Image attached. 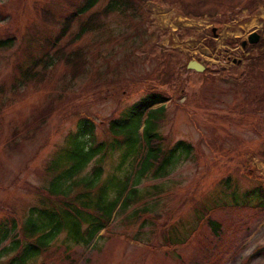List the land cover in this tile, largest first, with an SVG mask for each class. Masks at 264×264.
<instances>
[{
	"label": "rangeland",
	"instance_id": "rangeland-1",
	"mask_svg": "<svg viewBox=\"0 0 264 264\" xmlns=\"http://www.w3.org/2000/svg\"><path fill=\"white\" fill-rule=\"evenodd\" d=\"M79 1L0 0V38L12 37L0 50V218H22L38 206L35 188L48 184L45 166L78 118L93 120L94 141H108V120L149 82L167 99L143 109L141 119L157 120L164 149L178 140L190 149L175 152L174 160L181 158L166 175L139 177L133 201L117 209L88 245L71 244L61 232L26 264H264V200L244 193L264 183V80H242V64L224 56H234L237 47L230 46L247 31L264 28V4L249 11L240 0L231 13L222 5L215 15L196 18L175 4L143 0L140 18L112 11L73 44L65 45L68 36L60 39L85 61L74 79L58 60L22 80L18 68L41 56L43 40L54 36L68 4ZM69 30H76V21ZM165 50L178 59L172 66L177 77L157 86ZM188 60L203 69L186 67ZM136 76L143 79L124 82ZM119 151L92 159L81 174L97 163L101 180L113 176L129 189L136 165H120ZM210 208L208 216L219 225L215 234L202 221Z\"/></svg>",
	"mask_w": 264,
	"mask_h": 264
},
{
	"label": "trees",
	"instance_id": "trees-1",
	"mask_svg": "<svg viewBox=\"0 0 264 264\" xmlns=\"http://www.w3.org/2000/svg\"><path fill=\"white\" fill-rule=\"evenodd\" d=\"M97 1L80 0L68 4L70 12L57 23L54 36L43 40L41 56L32 58L26 67L18 68L22 80L32 79L39 69L43 72L58 60H62L64 66L68 67L69 78L74 79L85 61L81 60L79 51H66L65 45H71L84 33L99 28L100 15L106 16L112 11H117L124 17L140 18L142 12L143 0H107L97 12L90 11ZM159 1L175 4L182 14L196 18L206 14L215 15V7L222 5L231 13L241 2L240 0ZM245 1L249 11L254 9L256 3L264 4V0ZM80 15L83 19L78 21L77 17ZM73 21H76V30L69 32ZM64 36H68L65 45L64 42L59 43ZM261 40L259 43H254V47L249 48L244 56L239 75L243 76L242 80L247 81L248 78L264 80V39ZM11 41L12 37L0 38V50L8 48ZM161 55L163 70L155 77L157 86L167 84L177 77L173 67L178 59L167 50ZM37 66L39 69H36ZM140 76L138 78L136 76V80L133 78L123 80L132 83L143 79ZM108 81L118 85L115 79ZM153 85L151 82L147 83L145 93L127 105L119 116L108 120L106 127L108 141H94L92 136L94 122L91 118L81 116L77 119L74 131L67 134L62 147L45 166V173L50 176L48 184L44 188L38 186L35 188L41 196L38 206H29L25 216L19 217L20 219L11 214L0 218V264H26L30 258L46 250L50 242L61 232L64 233L65 240L71 244L88 245L97 236L99 230L105 229L117 209L120 210L133 201L136 193L134 185L139 177L148 172L152 177L164 176L181 158L174 160L175 152L178 150H184L185 154L189 152V144L180 140L175 141L170 148L164 149L163 136L155 129L157 120L150 116L141 119L143 109L165 102L167 99V94L158 91L156 85ZM259 98L264 100V87ZM116 148L120 149L118 162L120 165L125 162L136 165L132 186L129 189L125 187L124 182L121 183L113 176L101 180V167L97 163L91 166L89 172L81 174L89 161L92 159L98 161L106 152ZM125 191L127 194H124ZM244 193L245 195L253 193L259 197L260 202H263L264 183L258 182ZM233 205L241 206L237 202H233L230 206L234 207ZM213 209L203 211L207 213L202 214V221L211 234L219 230L218 223L208 216ZM134 212L135 210L132 213ZM166 240L167 237L164 242Z\"/></svg>",
	"mask_w": 264,
	"mask_h": 264
},
{
	"label": "water",
	"instance_id": "water-1",
	"mask_svg": "<svg viewBox=\"0 0 264 264\" xmlns=\"http://www.w3.org/2000/svg\"><path fill=\"white\" fill-rule=\"evenodd\" d=\"M211 31L213 32V28H211ZM257 37H258L257 31L251 30L248 32L247 36L241 40V44L244 45L245 41L255 42ZM186 67L191 68L192 70H196V71L203 69V66L199 62L194 61V60L187 61Z\"/></svg>",
	"mask_w": 264,
	"mask_h": 264
},
{
	"label": "flooded vegetation",
	"instance_id": "flooded-vegetation-1",
	"mask_svg": "<svg viewBox=\"0 0 264 264\" xmlns=\"http://www.w3.org/2000/svg\"><path fill=\"white\" fill-rule=\"evenodd\" d=\"M257 31H258V37H257L256 41L254 42L255 44H256V42H258V43L261 42L262 41L261 38L264 39V30H257ZM253 44L248 42V41H245L244 45H242L241 47H242L243 50H244L245 47H248V49H246V51H248L249 48H253L254 47ZM225 55H227V54H225Z\"/></svg>",
	"mask_w": 264,
	"mask_h": 264
}]
</instances>
